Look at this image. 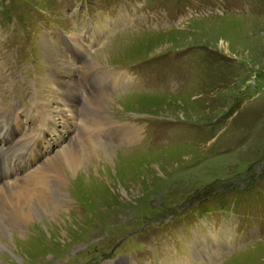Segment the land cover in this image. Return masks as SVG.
I'll return each mask as SVG.
<instances>
[{"label": "rangeland", "instance_id": "1", "mask_svg": "<svg viewBox=\"0 0 264 264\" xmlns=\"http://www.w3.org/2000/svg\"><path fill=\"white\" fill-rule=\"evenodd\" d=\"M63 6L75 10L64 13ZM85 7L94 22L95 7L128 15L121 27H130L112 35L101 54L94 52L97 62L134 65L144 79L158 69L163 78L87 98V106L102 98L99 108L125 125L134 122L142 137L129 147L92 142L89 151L111 157L90 160L100 166H87V185L78 171L63 170L65 184L45 182L43 197L58 192L62 225L39 212L12 226L11 206L0 202V223L9 230L0 229V264H95L110 248L166 245L178 232L192 229L193 219L203 224L206 215L219 214H226V244L210 243L214 259L208 262L264 264V236L243 244L239 237L244 222L264 217V0H0L1 101L11 92L29 101L36 88L53 105L47 78L62 80L70 66L63 65L37 19L49 17L72 29L71 21L83 19ZM28 56H34L39 70L25 78L20 71H29ZM91 59L86 69L96 68ZM65 81L66 94L73 92L74 82ZM65 195L67 200L59 202ZM204 223V230L216 235L212 222ZM142 224L148 225L129 233ZM187 244L192 252L193 243ZM235 245L243 246L220 256ZM165 252L171 256L170 248Z\"/></svg>", "mask_w": 264, "mask_h": 264}, {"label": "bare ground", "instance_id": "2", "mask_svg": "<svg viewBox=\"0 0 264 264\" xmlns=\"http://www.w3.org/2000/svg\"><path fill=\"white\" fill-rule=\"evenodd\" d=\"M94 32H96L98 34L99 29L94 30ZM68 36H69V39L72 41V45L71 46H72V48L74 50H76V52L83 53L84 51H86L87 47H85L83 45V43L81 41V38L79 37V35L77 33L72 32ZM41 38L43 39L45 37H41ZM53 45L54 44L51 42V47ZM54 46L57 47L56 44ZM96 52L99 53V54L102 53L101 50H96ZM90 58H91V56L86 60V62H88L90 60ZM67 59L68 58H66V61L64 62L63 58H62V63H63V65L65 67H67L68 65L71 66L69 64L70 60L69 59L67 60ZM86 62H85V66H86ZM90 64H94V66H96L97 69L106 68L105 66L98 65L97 62H94L92 59L90 61ZM106 69L109 70V72L111 74H113V72L111 71L110 68H106ZM68 81L70 83L74 82L72 79H68ZM69 90L70 89L67 90V89L61 87L60 93L65 94L63 96L64 100L68 99V96L66 95V92L69 91ZM70 93H72V92H70ZM70 93H68V94H70ZM40 99H42V98H40ZM104 99H106V98H104ZM101 100H102V98H99L100 102H89L88 107L89 106H91V107L92 106L93 107L101 106V104H102ZM59 103H60L59 106L65 107V109H67V110L71 109L70 108L71 107V103L69 101H64V102L60 101ZM40 105L42 106V108H41L42 112L46 116L49 117V120H48V124H49V131H48L49 138H47L44 134H42L41 130L39 128L36 129L37 130L36 131V135L39 136V141L42 138H44L46 144L49 145V143H50L51 147L54 146V145H59L60 151H58V149H54V150H52L53 154H52V156L50 158H47L48 156H46L44 158L42 156H43L44 152H46V150L45 149L42 150V149H39L38 147H36V145L34 144V140H32V148L35 150V152L33 154L26 155L22 159V161H21V163L19 165L18 172L16 174L10 175V176H11V178L15 177V179H17V178H19V176L22 177V176L27 175L28 173H32V172L41 170L43 172V177L41 179V184L37 183V186L33 190H30L28 187H26L24 185H21L19 183H16L12 179H10V180L5 179V180H3L1 182V184H0V202L4 203V204H8V205L11 206L12 215L10 217L11 218V222L10 223H11L12 226H18L19 224H21L23 222L24 223H28L29 220H33L34 217L39 215L38 214L39 212L44 214L47 219L49 218V221H50L51 224H55V225L56 224H59V225L61 224L62 225L63 221L60 218H58V213H59L58 210H60V209L57 210V208H58V206H57L58 205L57 204V201H58L57 193L58 192L55 191L56 193L53 194L52 198L43 197L44 196V185H45V182L47 180H51L54 183H58L59 184L63 180V183L65 184L66 181H65V174L63 172V170H64L67 173H69V175H70V173L78 171L77 175L80 178L79 180L81 182L84 181L85 185H87V166L91 165L92 168L94 166H100L99 162L90 161V160L93 159V158H99L100 156H102V157L108 156L109 158L111 157V155H109L110 153H108V154L100 153V155H97V154H94V150L95 149H91L89 151L88 149L90 147L93 148L91 143L94 142V141H91V140H88V142L84 143V142H82L83 140L82 141L78 140L77 137L75 138L72 135H69L67 137V134L66 135L63 134L62 135V139L65 140V141L64 142H59L57 140V138H56V133H57L59 127L62 126L63 124H65L64 121H65L66 118L63 117L62 115H56L55 116V115L49 114V112H51V110L54 109V108H51L49 106V104L47 102H45V100L41 101ZM15 106L18 107V105H15ZM1 113L2 112H1V109H0V120H1ZM103 116H104V121H105V115H103ZM81 118H84V117L80 116L79 119L81 120ZM30 130H34V128L32 126H30V128L28 129L27 132H29ZM126 133H128V137H131L133 135L132 130H128ZM88 143H90V144H88ZM97 143L99 145V142H97ZM106 161H107V159H106ZM102 162H105V161H102ZM81 166L83 167V169H80ZM48 169H50L51 171H53L55 173L51 172ZM61 176L63 177V179L61 178ZM0 181H1V179H0ZM41 193H42V196H41ZM65 200H67L66 199V195L59 202H64ZM65 216H68V215H65ZM2 226H5V225L0 223V229L5 234H8L9 230L6 229V228H3ZM9 226H10V224H9ZM37 234L34 235L35 239H36ZM8 237H9V235H8ZM231 258H233V257H231ZM224 260H226V259H222V261H220L219 264H222L224 262ZM227 261L228 260H226V262ZM165 264H167V263H165Z\"/></svg>", "mask_w": 264, "mask_h": 264}]
</instances>
